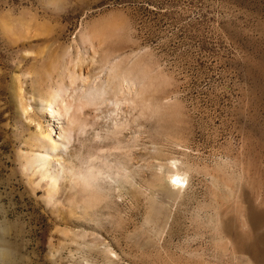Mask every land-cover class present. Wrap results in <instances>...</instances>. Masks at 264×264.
Instances as JSON below:
<instances>
[{
  "label": "rangeland",
  "instance_id": "obj_1",
  "mask_svg": "<svg viewBox=\"0 0 264 264\" xmlns=\"http://www.w3.org/2000/svg\"><path fill=\"white\" fill-rule=\"evenodd\" d=\"M0 264H264V0H0Z\"/></svg>",
  "mask_w": 264,
  "mask_h": 264
},
{
  "label": "bare ground",
  "instance_id": "obj_2",
  "mask_svg": "<svg viewBox=\"0 0 264 264\" xmlns=\"http://www.w3.org/2000/svg\"><path fill=\"white\" fill-rule=\"evenodd\" d=\"M71 78L72 80H84L83 75L77 74L72 75ZM68 90L69 87L62 84L50 97L48 102L41 104V112L44 111L46 116H49L50 122H57L58 126L55 128H57L59 132H57L55 128L45 131L42 125L39 124L38 141L42 150L39 153L34 154L33 158L29 159L27 163V168L29 167L30 170H38L39 172L42 171L45 177L50 179V192L52 193L55 192L58 181L57 172L56 170H53L54 164L52 160L59 161V159H53V155L66 145V142L70 139L73 131V127L70 126V124L68 126L69 121H66L70 117L71 111L73 109L70 103H65V96L67 95ZM104 94V87L102 88L100 86L94 85L85 91L83 94V96H85L83 100H85V102L88 104L97 105L100 101L99 99ZM71 120V125L81 122L76 117H72ZM81 126H84V124ZM181 179L184 178L182 177ZM181 179H175L179 181V183L176 184H181ZM3 252V255H5L3 258L6 259V261H4L9 263V261H11V254L9 253V250L6 248V246Z\"/></svg>",
  "mask_w": 264,
  "mask_h": 264
},
{
  "label": "snow or ice",
  "instance_id": "obj_3",
  "mask_svg": "<svg viewBox=\"0 0 264 264\" xmlns=\"http://www.w3.org/2000/svg\"><path fill=\"white\" fill-rule=\"evenodd\" d=\"M173 183H179V181L178 180H174Z\"/></svg>",
  "mask_w": 264,
  "mask_h": 264
}]
</instances>
